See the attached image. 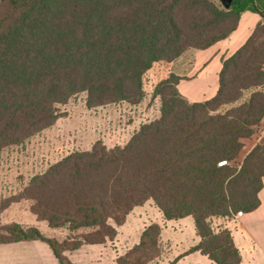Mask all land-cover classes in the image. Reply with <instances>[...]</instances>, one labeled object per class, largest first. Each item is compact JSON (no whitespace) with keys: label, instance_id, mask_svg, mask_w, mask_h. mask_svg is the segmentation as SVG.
Here are the masks:
<instances>
[{"label":"trees","instance_id":"trees-1","mask_svg":"<svg viewBox=\"0 0 264 264\" xmlns=\"http://www.w3.org/2000/svg\"><path fill=\"white\" fill-rule=\"evenodd\" d=\"M254 0H0V151L23 145L59 119V105L87 93L88 107L139 104L144 77L157 64L158 118L124 145L96 142L31 178L23 197L40 222L63 233L7 224L0 245L39 240L60 264L84 245L114 241L118 227L152 201L166 220L192 216L201 252L215 264H240L231 230L212 226L260 206L264 136L239 165L234 161L264 118V22L223 60L217 94L192 102L169 66L193 50L226 39ZM18 200V202H19ZM162 227L153 223L117 264H156ZM170 264H175L171 262Z\"/></svg>","mask_w":264,"mask_h":264},{"label":"rangeland","instance_id":"rangeland-1","mask_svg":"<svg viewBox=\"0 0 264 264\" xmlns=\"http://www.w3.org/2000/svg\"><path fill=\"white\" fill-rule=\"evenodd\" d=\"M184 58L188 59L190 55ZM165 74L166 65L157 64L145 75V97L135 105L119 102L88 107L87 93L78 94L68 103L58 106L60 117L54 125L39 132L23 145L0 151V230L7 224L26 222L39 226L46 231L45 235L62 237L63 233L53 231L45 223L35 219L31 213L32 201L19 200L23 197L24 189L32 177L43 173L69 153L89 150L98 141L108 147L124 145L142 124L158 118L161 103L158 97L153 96V91L155 84ZM257 130L259 131L258 128ZM240 163L239 155L234 164ZM161 216L162 213L152 202L136 207L127 222L120 227V243H134L144 223L151 220L160 222ZM187 220L193 223H185L181 229L169 226L164 230L163 238L165 241H172V246L163 240V257L169 253L170 247L172 254H176L195 239L194 219L191 216ZM212 226L219 230L215 219Z\"/></svg>","mask_w":264,"mask_h":264},{"label":"crops","instance_id":"crops-1","mask_svg":"<svg viewBox=\"0 0 264 264\" xmlns=\"http://www.w3.org/2000/svg\"><path fill=\"white\" fill-rule=\"evenodd\" d=\"M213 1L222 8H229L227 5L230 0ZM254 2L259 12L264 14V0H254ZM263 22L264 20L259 13L246 11L242 14L237 29L226 39L219 41L208 49L190 51L173 62L168 68V73H174L182 77L178 83L179 92L192 102H202L213 98L219 89V74L223 67V60L235 54L246 43L258 24ZM188 55H190V58H184ZM263 136L264 118L260 125L256 127L255 133L252 137L242 139L244 147L240 152L241 162L253 147L262 140ZM259 199L260 206L252 212L243 213L233 219H215V223H217L219 228H227L231 230L234 242L241 253L242 261L240 264H264V187L259 192ZM153 205L155 204L153 203ZM161 218L160 222L151 220L148 223H144L138 236L133 241L134 243H120L119 234L122 225L118 227V235L114 241H109L105 244L84 245L76 251L67 252L66 256L71 264H117V259L120 256L124 255L128 250L140 242L142 233L151 224L156 223L162 227L163 238V232L169 226L173 229H181L185 223L189 225L193 223L187 220V217L178 220H166L163 213ZM35 219L37 220L36 217ZM17 223L35 226L40 229L39 226L34 224L26 222ZM193 225L195 229V239H193L192 243L176 254H172V247H170L169 253L163 257V259L159 260L158 263L162 262V264H170L171 262H175V264H215L208 256L203 255L199 251L186 255V252L192 246H195L200 242V238L196 231L195 220ZM40 230L46 232L42 229ZM165 242L172 246V241ZM0 264L60 263L47 243L33 240L1 244Z\"/></svg>","mask_w":264,"mask_h":264},{"label":"water","instance_id":"water-1","mask_svg":"<svg viewBox=\"0 0 264 264\" xmlns=\"http://www.w3.org/2000/svg\"><path fill=\"white\" fill-rule=\"evenodd\" d=\"M232 1H233V0H230L229 4L227 5L228 7H230V6H231V4H232Z\"/></svg>","mask_w":264,"mask_h":264},{"label":"built area","instance_id":"built-area-1","mask_svg":"<svg viewBox=\"0 0 264 264\" xmlns=\"http://www.w3.org/2000/svg\"><path fill=\"white\" fill-rule=\"evenodd\" d=\"M242 213L238 214L237 216L241 215Z\"/></svg>","mask_w":264,"mask_h":264}]
</instances>
